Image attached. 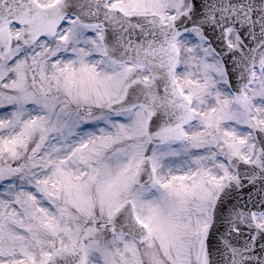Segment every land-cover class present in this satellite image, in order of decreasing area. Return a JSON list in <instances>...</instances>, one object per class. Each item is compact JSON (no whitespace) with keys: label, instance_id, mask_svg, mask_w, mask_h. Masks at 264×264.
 <instances>
[{"label":"snow or ice","instance_id":"6c2138e0","mask_svg":"<svg viewBox=\"0 0 264 264\" xmlns=\"http://www.w3.org/2000/svg\"><path fill=\"white\" fill-rule=\"evenodd\" d=\"M0 264H264V0H0Z\"/></svg>","mask_w":264,"mask_h":264}]
</instances>
